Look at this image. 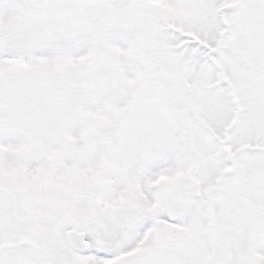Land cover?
Returning <instances> with one entry per match:
<instances>
[{
	"label": "snow or ice",
	"instance_id": "snow-or-ice-1",
	"mask_svg": "<svg viewBox=\"0 0 264 264\" xmlns=\"http://www.w3.org/2000/svg\"><path fill=\"white\" fill-rule=\"evenodd\" d=\"M0 264H264V0H0Z\"/></svg>",
	"mask_w": 264,
	"mask_h": 264
}]
</instances>
